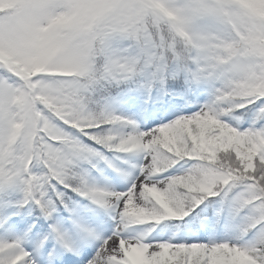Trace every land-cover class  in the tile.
I'll return each mask as SVG.
<instances>
[{
    "label": "snow or ice",
    "instance_id": "snow-or-ice-1",
    "mask_svg": "<svg viewBox=\"0 0 264 264\" xmlns=\"http://www.w3.org/2000/svg\"><path fill=\"white\" fill-rule=\"evenodd\" d=\"M0 264H264V0H0Z\"/></svg>",
    "mask_w": 264,
    "mask_h": 264
}]
</instances>
